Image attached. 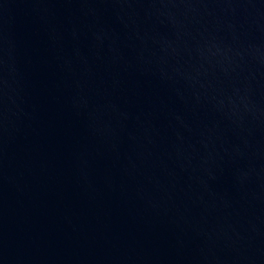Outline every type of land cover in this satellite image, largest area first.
<instances>
[{
	"label": "water",
	"instance_id": "95a60500",
	"mask_svg": "<svg viewBox=\"0 0 264 264\" xmlns=\"http://www.w3.org/2000/svg\"><path fill=\"white\" fill-rule=\"evenodd\" d=\"M0 264H264V0H0Z\"/></svg>",
	"mask_w": 264,
	"mask_h": 264
}]
</instances>
